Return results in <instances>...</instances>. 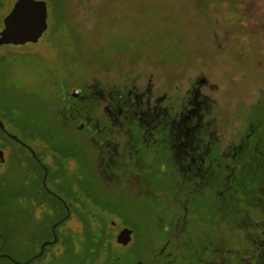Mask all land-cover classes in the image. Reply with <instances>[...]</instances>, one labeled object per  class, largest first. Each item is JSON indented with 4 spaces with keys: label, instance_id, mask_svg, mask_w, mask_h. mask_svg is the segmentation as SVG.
<instances>
[{
    "label": "flooded vegetation",
    "instance_id": "obj_1",
    "mask_svg": "<svg viewBox=\"0 0 264 264\" xmlns=\"http://www.w3.org/2000/svg\"><path fill=\"white\" fill-rule=\"evenodd\" d=\"M40 1L48 15L54 1ZM225 20L216 16L214 30H229ZM237 31L221 41L211 32L220 62L227 49L249 44L247 32ZM256 46L258 71L249 75L199 54L173 65L140 55L63 91L49 119L36 125L35 156L14 139L38 167L34 197L54 203L38 204L39 214L63 217L64 201L68 218L100 217L93 225L111 249L129 246L133 228L88 205L119 191L162 203L155 227L163 240L148 247L145 264H264V47ZM1 149L5 165L11 151ZM22 164L13 194L20 201L30 181ZM125 228L123 244L117 238Z\"/></svg>",
    "mask_w": 264,
    "mask_h": 264
},
{
    "label": "rangeland",
    "instance_id": "obj_2",
    "mask_svg": "<svg viewBox=\"0 0 264 264\" xmlns=\"http://www.w3.org/2000/svg\"><path fill=\"white\" fill-rule=\"evenodd\" d=\"M53 1V8L48 9V28L40 42L0 45V120L8 132L31 147H36V125L49 119L63 91L82 83L91 72L121 66L125 57L152 55L173 65L199 54L214 67L227 63L248 75L258 71L252 57L260 53L253 50L259 47L256 45L264 47V0H80V4L74 0ZM15 2L0 0V28ZM216 16L226 19L230 29L214 30ZM237 30L247 32L249 44L241 51L227 49L220 62L211 32L221 41L225 35L233 38L239 33ZM3 146L9 148L12 159L0 164V253L25 261L39 250L40 242L51 239L53 216H46V223L34 225L32 232L24 230V220L18 231L10 232L13 215L20 212L27 218L28 213L24 202L12 197L17 190L18 162L23 161L24 174L30 179L39 170L29 151L0 131V148ZM98 200L88 201V205L93 210L118 215L121 224L133 228L134 233L129 246L109 248L108 257L101 255L96 264H145L148 247L155 248L163 240L155 227V209L160 210L162 203L132 195L130 199L119 191L105 195L99 203ZM59 215L61 212L55 217ZM34 216H41L36 208ZM80 226V221L72 216L59 230L75 232ZM60 251L57 244L48 250V255ZM115 256L119 259L111 260ZM57 262L49 257L44 263ZM0 264L16 263L0 257Z\"/></svg>",
    "mask_w": 264,
    "mask_h": 264
},
{
    "label": "trees",
    "instance_id": "obj_3",
    "mask_svg": "<svg viewBox=\"0 0 264 264\" xmlns=\"http://www.w3.org/2000/svg\"><path fill=\"white\" fill-rule=\"evenodd\" d=\"M0 131H2L0 129ZM27 177V175L25 176ZM30 179V178H29ZM24 184V198L22 203L24 202V209H27V218L25 216H21V213L14 214L11 220V226H9L10 232L18 231L19 224L21 225L22 221L24 220V230L28 232H32V228L38 222L46 223L45 217L46 215H41L40 218H36L34 216V210L38 204L44 203L47 206H52L54 203L50 200H43L37 202L34 197V193L37 188V182L34 181L33 178ZM16 192V190L12 193ZM61 209L65 212L63 206L60 204ZM62 216H53V220L51 223L59 220ZM76 218L81 222L80 230L78 231H60L59 227L61 224L66 222L69 218L65 219L56 227V232L58 234V240L56 243L51 244L49 247H45L44 252L39 257L33 259L31 262L35 260H40L41 264H45V260L49 257L53 258L54 261H58L59 264H96L100 258L101 251L103 249L110 248V245L106 244L109 243L107 239L106 233H100L96 226H94V222L100 217L95 214L94 217L91 215H78ZM50 223V225H51ZM50 229V228H49ZM50 238H52V232L49 230ZM41 243V242H40ZM59 244L61 247V251L59 253H51L48 255V250L53 246ZM48 248V250H46ZM38 252V248L35 253ZM107 257V256H106ZM8 259V258H7ZM10 260V259H9ZM30 262V263H31Z\"/></svg>",
    "mask_w": 264,
    "mask_h": 264
},
{
    "label": "water",
    "instance_id": "obj_4",
    "mask_svg": "<svg viewBox=\"0 0 264 264\" xmlns=\"http://www.w3.org/2000/svg\"><path fill=\"white\" fill-rule=\"evenodd\" d=\"M47 9L44 1L40 0H16L12 10L6 15L3 22V27L0 29V45L2 44H22L25 42H36L47 28L46 22ZM0 129L5 132L10 138L19 141L26 148L30 149L35 156L33 148L27 143L23 142L16 135L8 132L4 123L0 120ZM4 152L0 148V162H4ZM45 173L43 176V184L46 187L47 169L44 167ZM66 214L59 220L53 222L50 226L52 238L44 240L40 243L38 252L34 253L25 261L15 260L7 253H0V257H6L16 264H27L33 259L39 257L44 252L46 246L54 244L58 240L56 227L67 219L70 215L69 207L64 202ZM118 241L126 244L130 239V230L123 229L118 235Z\"/></svg>",
    "mask_w": 264,
    "mask_h": 264
}]
</instances>
